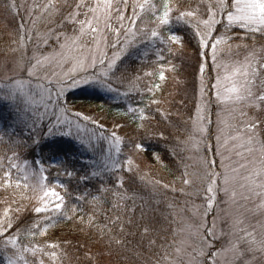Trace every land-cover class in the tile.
Here are the masks:
<instances>
[{
	"label": "snow or ice",
	"instance_id": "6c2138e0",
	"mask_svg": "<svg viewBox=\"0 0 264 264\" xmlns=\"http://www.w3.org/2000/svg\"><path fill=\"white\" fill-rule=\"evenodd\" d=\"M9 7L17 8L18 5L15 0H12ZM41 7L45 12L60 10V5L55 0H48V3ZM63 7L69 11L66 16L62 17V20L73 25L74 34L64 37L65 42L60 44L61 49H66L68 52L80 50L86 44V37L89 34H94L90 41L95 46L93 50H90L92 52L90 62L88 57H78L72 69V71L86 72L87 68L96 69L97 64H99L100 70L98 72H93L91 76L86 74L82 77L85 83H95L107 91L113 92L118 90L115 85L123 80L122 76H116V73L120 71L117 66L120 56L114 54L111 60L106 61V53L101 47L102 44L104 47L108 46V37L105 33H114L117 37V43H119L121 34L135 37L137 33L149 36L153 42L157 43L158 67L153 71L144 73V76H155L159 81L153 82L150 86L145 85L147 92L152 94L153 98L145 106L129 108L127 112L122 114L127 116L128 113H132L131 121L134 127L131 128V133L126 132L124 136H119L115 131H112L110 134L111 139L117 144L123 143L126 138L127 143L131 146L130 151L134 153L147 151L145 141L157 137L161 140L167 139L164 132L157 127L161 120H167L170 116L168 110L163 108L167 101L163 96L156 98L155 93L162 90L163 84L160 82L167 79L166 71L175 72L176 70V66L171 64L169 57L182 53L187 47V37L181 34V26L185 30H191L192 38L196 40L197 55L201 58L198 61V73L201 79V102L197 105L196 118L192 122L193 132L186 140L180 141L171 151L173 157H179L177 165L178 168H182L179 176L181 186L177 188L172 182L163 183L161 180H156L154 183L173 192L179 191L185 196L201 195L202 193L206 202L205 214L215 206L220 191L228 195L232 203H236L238 193L235 186L239 183V187L242 189L239 193L241 198L249 200L252 196L257 197L260 202L256 208L260 215L264 216V139L259 137L260 133H264V80L260 79V71L264 69V46L257 53L253 44L251 51L245 57L244 64L232 67L231 70L227 65H217L218 56L231 52L232 45L228 43L229 41L233 39L255 41L257 33L260 35V39L264 40V0H191L187 3L185 0H158V2L156 0H95L94 3L90 0H73L72 4L65 0ZM129 11L131 15H128ZM81 16L84 19H80ZM113 21L118 27L113 25ZM125 21H127V27H125ZM76 25L79 26L78 29ZM174 25L175 27H173ZM60 27H64V24L62 23ZM221 28L224 29L223 32L220 31ZM235 28L243 29L245 35L241 37L237 34L233 37L231 33ZM16 31L17 35L12 42L19 47L12 48L11 51L13 53L21 51V55L19 59L12 61V66L6 65V68H10L12 71L26 72L31 77L45 61L52 63L58 58H63V54L44 57L43 60L33 57L36 59L35 64L29 60L30 66L23 67L27 47L24 40L30 41L32 37L23 24L19 25ZM56 39L59 42L60 36H57ZM44 42L47 43V36H45ZM221 45L226 47L222 48ZM127 46L126 44L125 48ZM241 46L249 47L247 44L236 45L237 48ZM112 47H116V44H112ZM124 50L121 49V51ZM202 50H210L213 66L225 68V75L223 77L217 75L215 84L210 85L216 90L215 102L231 105L233 113L239 112V117H234L237 124L242 125V127H236V134L229 136L228 139L233 142L235 154L244 162H238L237 167L226 165L222 158L219 167L223 171H218L216 160L207 155L209 151L214 156L222 154L219 151V135L216 136V146L210 143V105L213 101L211 99L204 100L208 87L204 82V74L209 67L206 60L209 53ZM165 53L168 54L167 57ZM258 56L259 59H257ZM165 61L171 64L169 69L164 67L163 62ZM11 79L14 86L0 95V103H7L9 110L15 117L14 124L22 130L26 129L27 134L26 136L16 135L13 132L6 142L0 136V145L6 144L8 152L12 153L11 157L5 155V159L9 160L8 168H0V189L13 197L16 196L15 189L17 188L28 191H21L19 200L6 198L2 201L5 208L0 213V253L4 254L7 264H56L59 261L57 249H61L62 245L49 237V229L58 227L61 219L73 220L78 211H83V209L75 205H67L65 197L46 184L30 187L27 183L21 185L17 181L13 185L11 169L17 166L11 161L19 158L20 150L29 148L34 150L40 147L47 138L57 135L71 136L72 132L70 128L67 131L59 128V124L63 121L57 116L56 123L50 122L45 133L42 127L44 114H38L30 107V101L22 91L23 81L15 77ZM140 79V76H135L128 83L136 87V82ZM258 80L259 83H257ZM73 82L79 83L75 79ZM45 91H48L50 100V89H45ZM62 94L63 89L57 93V100ZM124 95H129V93L125 92ZM153 105H155V109H153ZM65 111L67 109H61V112ZM75 115L77 117L82 116L79 112ZM217 117L219 118V113H217ZM82 118L98 126L101 131V137L98 139L108 138L103 136V124H98V121L90 116H83ZM225 125L232 127L227 122ZM114 126L121 129L125 127L119 122H114ZM76 127L79 128L80 125L77 124ZM13 135H16L15 139H13ZM81 143L83 144V141ZM91 146L89 142V147ZM50 151L55 157L57 154L55 146H51ZM119 151L120 149L117 148V152ZM186 151L194 153V156L189 157V159L196 160L198 170L195 172L190 170L192 165L185 163L183 156H181V153ZM201 152L204 154L200 155ZM153 155L157 163L163 164V158L159 153H153ZM33 163H38V161H33ZM240 169H245L247 174L240 175ZM139 171L140 165L132 156H127L122 162L105 161L102 166H97L90 174L79 175L74 169L70 171L65 167V175L70 180L78 177L82 181H90L93 178H99L103 181L105 177H108L116 189H123L126 181L133 180ZM121 172L127 173V177L119 174ZM140 179L143 180L144 177L140 176ZM25 180H27V176ZM186 189H192V191H186ZM65 190L67 191L66 187ZM101 190L107 192L109 189L107 187L97 189L98 192ZM28 192H31V195ZM88 196H91V201H89ZM53 197H55L54 200L51 199ZM76 199L90 204L98 202L100 198L88 193L87 196L81 195ZM25 200L28 201L27 204L24 203ZM13 204L16 207L13 208ZM114 207H119V205H114ZM130 211L134 214L135 207ZM95 215L96 213L93 211L92 215L88 217L87 224L89 227L92 226ZM147 216L148 210L145 206H141V220H145ZM79 222L81 224L85 222L84 216H80ZM109 222L113 225L119 223L121 233V235L108 237L107 247L111 252L113 245L117 247L126 246L122 235L125 232V226L120 221L119 215L114 220L109 218ZM133 223L134 220L129 217L127 224ZM230 227L235 239L229 242L230 248L225 250L233 252V264H257V252L261 254L259 264H264V221L259 222V239H257L256 226L246 225L245 218L242 216L234 218ZM142 228V238L152 231L150 223L143 224ZM214 229L215 221H213L211 228L206 229V235L215 238ZM97 234L100 239H103L104 230L98 228ZM38 237L40 239H37ZM201 239L204 241V237ZM154 244L155 240L149 239V247ZM176 251L179 252L180 249L177 248ZM199 254L204 255L203 250ZM101 255L103 254L101 253ZM209 255L211 256V264H216V257L219 253L215 252ZM249 255H251V259L247 258ZM166 260L167 254L156 260L155 264H162Z\"/></svg>",
	"mask_w": 264,
	"mask_h": 264
},
{
	"label": "trees",
	"instance_id": "16d2710c",
	"mask_svg": "<svg viewBox=\"0 0 264 264\" xmlns=\"http://www.w3.org/2000/svg\"><path fill=\"white\" fill-rule=\"evenodd\" d=\"M10 1L12 2V0ZM11 2L8 3V7ZM55 2L60 5L59 11L49 10L50 13L44 15H37L39 10H36L37 13H33V19L35 21V25L37 23V28L39 31L33 30L32 34L35 36L38 34V32L39 35L41 33H46V49L57 46L54 39H52L53 35L58 36L59 34H62L60 32H67L66 34L74 33L73 25L62 20V17L66 16L67 12L69 11V9L63 7L65 0H55ZM67 2L72 4L73 0H67ZM90 2L94 3L95 0H90ZM156 2H158V0H156ZM185 2H191V0H185ZM15 3L18 5V7L15 9L20 15H17L15 18H13V27H15V30L11 29L12 40L8 34L0 32V40L6 45L13 41L17 35V22L21 24L25 20L26 11L22 4V0H15ZM47 3L48 0H34V8H40L44 10L41 6L46 5ZM13 11L14 9L10 11L8 10L7 12ZM5 15L9 14L6 13ZM128 15H131L130 11L128 12ZM80 19H84V17L81 16ZM62 23L64 24V27H60ZM113 25L118 27V25L115 24V21H113ZM127 26V21H125V27ZM78 27L79 26L76 25L77 29ZM173 27H175V25ZM0 31H2V27L0 28ZM180 32L182 35H186L187 37V47L183 50V54L180 57L179 54L181 53L173 57H169V59L171 60V64H175L180 68L181 76L179 77V83H182L183 79L186 81L185 92L181 94L182 96L179 92L178 94L180 96L175 102L173 100L163 105V108L167 109L170 113V116L168 117L170 121L161 120L157 127L164 132L167 139L161 140L157 137L152 140L145 141L148 152L159 153L163 156V159H166H164V164H154L152 172L153 176L150 177V180H154L157 176L163 180V183L172 182L177 188L181 186L179 176L182 168H178L177 165L179 157H173L171 151L182 140L184 132L178 127V124L171 122V119L174 118V115L177 113L182 116V118H185V115H187V113L192 110L189 105L191 103L194 104V97L197 96L199 84L201 83L198 73V61L201 58L197 55L196 40L192 38L191 30H185L183 26H181ZM237 34L243 37L245 32L233 31L231 33L233 37H235ZM6 35L8 37H6ZM121 36H123V34H121ZM113 37H116L115 34L109 32L108 49L110 52L115 48L112 47V44H116V42H113ZM123 39H126L127 41L124 42ZM229 42L234 48L237 44H254L255 46L261 44L264 46V40L260 39L259 34H256L255 41L250 39H233ZM126 44L128 45L127 48H125ZM156 47L157 43L153 42L149 36H145L141 33H137L135 37L131 35H124L122 39L119 37L117 49H125V53L120 56V61L117 62V66L120 71L116 73V76L123 77L122 82L115 85L118 90L110 92L95 83H91L84 85L82 89H78L77 91H69L66 93L64 98L60 97L63 107L66 103L70 105L74 104V106H70L68 111L81 113L82 116L78 117L80 122H89L90 124L91 121H85L82 118L83 116H90L96 119L98 124L104 125L103 136L108 138H101L100 143L96 146L95 152L90 154L89 152L79 149L75 142V138L73 141L70 139L58 138L56 142L52 137L45 139L41 146L35 148L34 150L29 148L27 150H20L19 152V156H21L23 160L30 161L32 163L33 161H38L42 162V164H45L47 159L44 157V155L48 150H50L49 144H51L52 141L56 142L58 147L57 151L62 156L63 160V167L59 169L61 172V175L59 174L60 180L67 188V191L64 189L62 195L67 198V203L72 202L75 204L74 202H78L80 207H82L84 211L89 214V216L92 215L93 211L96 213L91 227H89L88 224H81L77 219L63 220V223L60 226L67 225L68 229H73L75 234L71 236H64L61 234L57 235L56 233L52 234V230L49 231V237L62 245L61 249H57L59 261H57L56 264H98L101 260L95 258L102 257L105 254L111 256V260L114 264H155L156 260L164 257L166 253L170 251L171 247H173V243L177 238L176 228L180 225L181 220L179 214L177 217L176 211L174 214L173 210L175 209V206H180L183 202V197L186 198L187 196L182 195L179 191H177L175 193V200L172 203L170 201V196L172 195L170 191H168V194L170 195L166 196L165 190L161 191V188L158 189L154 188L153 186L154 193L160 196V200H157V197H155L154 193H151L153 192L151 191L153 183L149 184L146 182V177L143 175V180H141L137 174L133 180H127L123 189H116L109 181L108 177H105L103 181H101L99 178H93L90 181H82L79 180L78 177H74L70 180L69 177L65 175V167H67L70 171L74 169L79 175H83L85 173L90 174L91 171L97 168V166H102V164L105 162V159L102 160L103 156L106 157L109 154V150L107 149V142L109 141L108 133L111 134L112 131H115L119 136H124L126 132L131 133V128L134 127L131 121L132 113H128L127 116L122 114L127 112L129 108L145 106L148 101L153 98L152 94L147 92L145 85L150 86L153 82L159 81L155 76H144V73L153 71L158 67ZM241 47H236V49L233 51L231 50L230 53L236 55L240 51H245V48L243 46ZM46 51L48 50H45V52ZM184 54H187L190 57L185 59L183 56ZM165 56L167 57L168 54L165 53ZM208 58L209 56L206 58L209 67L204 74V82L206 85H208L207 90L210 89V83L212 79L211 71L213 70L211 69L212 64L208 62ZM186 60L190 62L186 63ZM163 63L166 69H168V65H171L167 61ZM185 65H189L188 68L186 67L185 69ZM91 73L93 74V72ZM165 75L167 76L166 73ZM135 76H140L141 79L136 82V87H133L128 83V81L133 79ZM188 77L191 78L189 79ZM165 82L160 83H162L164 86ZM56 92L57 90L55 89L52 92V96L55 95ZM125 92H128L129 95H124ZM157 92L158 91H156L155 95ZM91 107H93V111H99V109L101 110L102 108V112L94 111L95 113H92V110L89 111ZM152 107L155 109V105ZM0 113V126L3 127V131L10 132L8 135L6 134L7 137H9V135L13 132L9 131L10 129L7 127L6 122H13L15 117L9 110L7 103H0ZM89 113H92V116ZM95 114H97V116ZM53 120L54 119H52V122ZM114 122L124 124L125 127L123 129L116 128L114 127ZM91 125L92 127L90 126V132L95 131L97 133H101L97 125L92 123ZM47 126L48 124L46 122H42L43 131L45 133L47 131ZM15 128L16 129L14 132L16 135L26 136L27 131L23 132L25 129L22 130L16 125ZM16 135H13V139L16 138ZM130 147L131 146L127 143V139L125 138V141L121 143L119 152H117V150L111 149L113 152L111 155L112 161L122 162L127 156L134 157V155L137 153L130 151ZM38 150L41 151L40 154L37 153ZM181 156H183L185 163L192 165L190 170L195 171L197 166L190 162L187 151L182 152ZM209 157L212 158V156ZM93 162H95V164ZM5 165H9L8 159L6 160ZM143 166H145V164ZM119 174L125 175L126 177L128 175L124 172ZM50 183H53L52 179L50 180ZM104 187H107L109 190L107 192L103 190L99 192L97 191L98 188L103 189ZM186 191H192V189H186ZM88 193L99 197V201L86 204L83 201L76 199V197L81 195L87 196ZM199 196L200 195H198V197ZM129 197H131V199H129ZM189 197L190 199H193L194 195ZM88 199L91 201V196H88ZM114 205H119V207H114ZM141 206H145L146 210H148V216L145 220H141L140 218ZM133 207H135L134 214L130 211ZM117 215L120 216V221L123 222L125 226V232L122 235L125 239L126 246L117 247L113 245L111 252H109L107 247L108 237L121 235L120 224L118 223L113 225L109 222V218L114 220ZM129 217H132L134 220V223L131 225L127 224ZM145 223L151 224L152 231H150L147 236L142 238V225ZM98 228L104 230L103 239H100L97 234ZM83 235L86 238H81ZM149 239L155 240V244L151 247H149ZM101 253L103 255H101ZM3 257V253H0V259H3Z\"/></svg>",
	"mask_w": 264,
	"mask_h": 264
},
{
	"label": "rangeland",
	"instance_id": "374dc122",
	"mask_svg": "<svg viewBox=\"0 0 264 264\" xmlns=\"http://www.w3.org/2000/svg\"><path fill=\"white\" fill-rule=\"evenodd\" d=\"M10 0H0V28L2 27V31L9 35L10 39L12 31L11 29L15 30V27H13V18H15L18 14V11L15 8L8 7V3H10ZM7 3V4H6ZM6 4V5H4ZM22 4L24 6V9L26 11L25 13V20L23 25L26 26L29 35H31V40H24V44L26 47V53L24 55V61H23V67L30 66L28 64V61L31 60L32 64H35L36 59H33V57L37 59L43 60L44 57L54 56L58 54H63V58H58L55 62L49 63L47 61L44 62V64L37 68L35 71V74L31 77L27 75L26 72L22 71H12L10 68H6V65L12 66V61L14 59H19L21 55V51H17L13 53L11 51L12 48H18L19 46L15 43H8L7 45L4 44L0 40V95H3L4 92L8 91L9 88L14 86V82L11 78L15 77L16 79H19L23 81V93L26 96V98L30 101V107L35 110L38 114L43 113L44 119L42 122H46L49 124V122L56 123V117L59 116L61 118L62 123L59 124V128L67 131L69 128L71 129L72 135L71 136H54L52 137L55 141L58 140V138H65L70 139L73 141L75 138V142L79 149H82V151L89 152L92 154L96 151V146L100 143L101 138L98 139V137H101V133L97 132H90V128L92 127L91 123L89 122H80L79 118L75 115L74 112L68 111L70 109V106H74V104H65L63 107L61 103V98H64L66 93L69 91H77L78 89H82L84 85L91 84V83H85L82 79L84 75L91 76V72H98L100 70L99 64H97L96 69H93L91 67L87 68L86 72H79V71H72L73 65L75 63L76 58L84 56L88 57V60L90 62L92 52L90 50L94 49V44L90 43L92 39V35L89 34L86 37V44L80 49V50H74L72 52H68L66 49H61L60 44H63L64 37L65 36H72L73 34H66L64 32H60L62 34H59L60 40L59 44L56 39V35L52 36V39H54L55 43L57 44L56 47H51L50 49H46L44 42V38L46 35L41 33L39 35L36 34L33 36V30L39 31L36 25L33 24L34 16L33 13L38 11L37 15H44L49 14L50 12H45L42 9H36L34 8V0H22ZM36 4V2H35ZM4 5V6H3ZM37 5V4H36ZM2 7V9H1ZM14 9L13 12H7L8 10ZM44 12V13H43ZM9 15H5V14ZM33 19V20H32ZM19 22H17V27L21 25ZM190 30V29H189ZM221 32L224 31L223 28L220 29ZM233 31H241L245 32L243 29L235 28ZM232 31V32H233ZM2 33V34H4ZM258 34V33H257ZM108 37V46L104 47L103 44L101 45L103 51L106 53V61L111 60L114 56V54H118L119 56H122L124 54V51H121V49H117V37H113V42H116V47L113 51H109V32L105 33ZM124 36V35H123ZM123 36H120V39L123 38ZM6 37H8L6 35ZM124 42H126V39H123ZM230 43V42H228ZM5 46V47H4ZM255 46V45H254ZM263 45H257L255 46V49L257 53H259V50L261 49ZM222 48L226 47L225 45H221ZM252 45H249L248 48H245V51H240L236 55H233V53L226 52L223 55L218 56L217 59V65H227L229 66V70H231L232 67L243 65L245 62V57L249 54L251 51ZM242 48V47H241ZM236 47H232V51L235 50ZM45 50H48L45 52ZM208 51L209 58L208 62L212 64L211 60V52L210 50H203ZM183 53L179 54V57ZM190 54V53H187ZM187 54H184L183 56L185 59H188L190 56ZM176 58V57H175ZM259 59V56L257 57ZM190 61L186 60V63H189ZM175 65V64H174ZM176 66L175 72L172 71H166L167 79L164 81L165 85L162 87V90L158 91L155 95L156 98H159L160 96H163L166 98V103L171 102L176 99L185 92V83L186 81L180 82V68ZM189 65H185L188 68ZM255 66V65H254ZM168 69L171 67V65L167 66ZM212 79L211 84H215L217 75H220L223 77L225 75V68L224 67H216L211 66ZM192 75V74H190ZM172 77V78H171ZM189 79L191 77H188ZM73 79L78 80L79 83H74ZM260 79L264 80V69L260 71ZM51 81V83H49ZM179 83V84H178ZM188 83V82H187ZM259 83V80L257 81ZM45 89H50L51 91V99L49 100V93L48 91H45ZM57 90L55 95L52 96V92L54 90ZM63 89V94L59 97V100H57V93L60 92V90ZM215 89L211 88L209 90H206L204 95V100L207 101L208 99H211L213 102L210 105V119L211 124L209 125V128L211 130V140L210 143L213 146H216V136H220V146L219 151L222 155H213L211 151L207 153L208 156H212L213 159L217 162V170L223 171L222 168L219 167L220 161L223 158L226 165H233L238 167V162L242 163L244 161L241 160L239 156L235 154V149L233 148V142L228 139L229 136L235 135V128L236 127H242V125L237 124V121L234 117H239V112L236 111L235 113L232 112L231 105H226L223 103H216L215 102ZM180 92V95L178 94ZM182 96V95H181ZM52 101V102H51ZM201 102V83L199 84L198 88V94L194 97V104H190L189 107L192 108V112L188 115H185V118L183 119V122H179V125H181L184 128V135L182 136V140L184 141L188 138V136L193 132V120L196 118V108L197 105ZM65 108L67 111L61 112V109ZM93 111V107L89 109V111ZM247 110V109H246ZM96 112H102L99 109V111L94 110ZM92 113H95V112ZM92 113H89L92 116ZM217 113H219V118L217 117ZM1 114V113H0ZM31 114V113H30ZM97 116V114H95ZM179 116V114L177 113ZM94 116V115H93ZM182 117V116H181ZM225 122H227L228 125H232V127H226ZM7 127L10 129L9 131L14 132L15 124L14 122H6ZM79 124L80 127L77 128L76 125ZM91 126V127H90ZM115 127V126H114ZM27 130L25 129L26 132ZM10 132L3 131V127L0 126V136L3 137L4 141H8L7 135ZM7 134V135H6ZM109 135V141L107 142V149L109 150V154L102 158V160L105 159V161L111 162L112 161V150H117V148L121 147V144H117L113 139H111L110 133ZM118 135V134H117ZM260 139H264V133L259 134ZM227 140V143L225 141ZM83 141V144L81 143ZM57 142V141H56ZM56 142L52 141L51 144H49V148L51 146H55V148L58 150V147L56 145ZM89 142L91 143V147H89ZM179 142V141H178ZM111 146V147H110ZM38 154L41 153L40 150L37 151ZM188 157H193L194 153L192 151H187ZM204 153L201 152L200 155H203ZM247 155V153H245ZM5 155L8 157H11V152H8L7 145L3 144L0 145V168H8L9 165H5L6 160ZM44 157L47 159L45 164H42V162L38 163H32L30 161L23 160L21 156L17 159H13L11 163L15 164L17 167L12 168V183L15 185L17 181L21 185H24L27 183L30 187L35 186L38 184H46L49 188L54 189L57 193L62 195L65 189V185L60 180V166L63 162L62 156L57 151V154L55 157L52 156V153L50 150H48ZM133 157V156H132ZM134 160L140 165V171L137 174L138 177L144 176L146 177V182L153 183V180H150V177L153 176V173H151V170L147 168V164L149 162H154L155 158L153 153H150L148 151L137 153L134 155ZM141 158V160H140ZM211 158V157H210ZM140 160V162H139ZM190 162L192 164H196L195 159H190ZM95 164V162H93ZM145 164V166H143ZM251 167V166H250ZM198 170L196 167L195 171ZM194 171V172H195ZM60 174V175H59ZM247 172L245 169H240V175H246ZM27 176V180H25V177ZM47 178L46 180L44 178ZM53 180V183H50V180ZM154 185V184H153ZM152 185V187H153ZM236 191L238 193L236 197V203H232L229 199L228 195H225L223 191H220L217 195V202L213 209L207 211L205 214V199L203 194L198 197V195H194L193 199H190L189 196L186 198L183 197V202L180 206H175L174 214L176 211V216L179 214V217H181L180 225L176 228L177 229V238L175 242L173 243V247H171L170 251H168L167 254V260L163 261L162 264H211V256L210 253L218 252L219 255L216 257V264H233V252L226 251L225 249L230 248V241L234 240L235 237L232 235V229L230 225L233 223L234 218L238 216H242V218H245V224H251L255 225L257 228V239H259V222L264 221V216H261L259 211L256 208V205L260 202L257 197L252 196L249 200H244L241 198L239 193L242 191L239 187V183L235 186ZM21 191H28L27 189H15L16 196L13 197L9 193H5L2 189H0V213L3 212L5 205L2 203L3 200L6 198L11 199H17L19 200V194ZM171 192L170 201L173 203L175 200V193L169 189ZM29 195H31V192H28ZM165 195L168 194V190L166 191ZM55 199V197L51 198ZM190 199V200H189ZM187 200V201H185ZM193 200V201H191ZM24 203H28L27 200L24 201ZM65 203L69 206H78L80 207L78 202H74L75 204L67 203V198H65ZM12 207H16L15 204L12 205ZM177 208V209H176ZM83 209V208H82ZM28 213H25L27 215ZM173 214V215H174ZM80 216H84L85 222L83 225L87 224V220L89 217V214L84 211H78L77 215L74 217V219L79 220ZM178 217V216H177ZM215 221V238L212 236L206 235V229L212 227V223ZM63 223V219H61V222L59 223L58 227L49 229L52 230V234L56 233L57 235H68L71 236L74 233L73 229H68L66 226H60ZM251 231V229H249ZM55 234V235H56ZM76 236V235H74ZM79 236V235H78ZM201 237H204V241H202ZM81 238H86L81 236ZM37 239H40L39 237ZM211 245L210 247L208 245ZM179 248L180 251L177 252L176 249ZM203 250L204 255H200V251ZM260 253H256L257 257V264H259V258ZM248 259H251V255L247 257ZM5 259V256L3 257ZM95 259H100L98 264H114L111 260V256L108 254L103 255L102 257H97ZM6 260V259H5ZM7 264V261L6 263Z\"/></svg>",
	"mask_w": 264,
	"mask_h": 264
},
{
	"label": "bare ground",
	"instance_id": "6f19581e",
	"mask_svg": "<svg viewBox=\"0 0 264 264\" xmlns=\"http://www.w3.org/2000/svg\"><path fill=\"white\" fill-rule=\"evenodd\" d=\"M192 111H190L189 113H191ZM189 113H187V115L189 114ZM173 119V120H172ZM171 119V122H173L174 124H178V127L179 128H181L182 129V131L184 132V128L181 126V125H179V122H183V119L184 118H182L180 115L178 116L177 114H175L174 115V118H172ZM166 121H170L169 119H167ZM160 156L163 158V156L160 154ZM165 159V158H164ZM164 159H163V164L165 163V161H164ZM166 160V159H165ZM154 164H157V161L155 160L154 162H149L148 164H147V168H149L150 170H151V173L153 172V166H154ZM158 164H160V163H158ZM61 167H63V164L61 163V166H60V168ZM156 180H161L162 182H163V180L162 179H160V177H157L156 176V178L153 180V181H156ZM153 186H154V188H161V191H163V190H165V191H169V189H164V188H162V187H160V186H158V185H155V183L153 182ZM151 191H153V192H151V193H154V189H153V187H152V190ZM154 195H155V197H157V200H160V196L159 195H157V194H155L154 193ZM85 225H87V224H85ZM3 256H4V254H3ZM6 263V260L5 259H0V264H5Z\"/></svg>",
	"mask_w": 264,
	"mask_h": 264
}]
</instances>
